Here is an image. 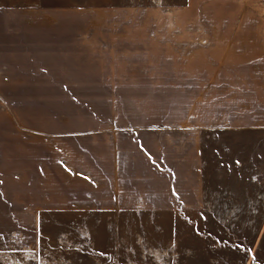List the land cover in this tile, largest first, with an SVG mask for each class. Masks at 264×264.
I'll list each match as a JSON object with an SVG mask.
<instances>
[{
  "label": "crops",
  "instance_id": "0c3cea01",
  "mask_svg": "<svg viewBox=\"0 0 264 264\" xmlns=\"http://www.w3.org/2000/svg\"><path fill=\"white\" fill-rule=\"evenodd\" d=\"M10 97L89 100L19 106L20 150L0 140V249L25 235L6 232L12 198L35 231L43 211H200L206 139L264 131V0H0Z\"/></svg>",
  "mask_w": 264,
  "mask_h": 264
},
{
  "label": "rangeland",
  "instance_id": "374dc122",
  "mask_svg": "<svg viewBox=\"0 0 264 264\" xmlns=\"http://www.w3.org/2000/svg\"><path fill=\"white\" fill-rule=\"evenodd\" d=\"M56 100L0 98V140L12 138L19 151L25 118L19 106L50 111ZM88 100L59 98L57 104L72 110ZM4 116L13 124L10 131ZM205 149L204 209L181 215L43 211L35 231L29 212L20 227L12 198L13 224L6 232L22 229L25 235L12 243L15 248L0 249V264H264V131L214 133Z\"/></svg>",
  "mask_w": 264,
  "mask_h": 264
}]
</instances>
